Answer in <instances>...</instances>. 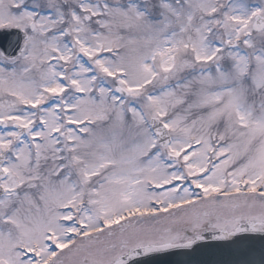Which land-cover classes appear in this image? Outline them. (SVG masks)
Listing matches in <instances>:
<instances>
[{
  "label": "snow or ice",
  "instance_id": "1",
  "mask_svg": "<svg viewBox=\"0 0 264 264\" xmlns=\"http://www.w3.org/2000/svg\"><path fill=\"white\" fill-rule=\"evenodd\" d=\"M256 238L264 0H0V264Z\"/></svg>",
  "mask_w": 264,
  "mask_h": 264
},
{
  "label": "water",
  "instance_id": "2",
  "mask_svg": "<svg viewBox=\"0 0 264 264\" xmlns=\"http://www.w3.org/2000/svg\"><path fill=\"white\" fill-rule=\"evenodd\" d=\"M264 242L259 238L236 243L205 241L195 251H177L150 258L148 264H260Z\"/></svg>",
  "mask_w": 264,
  "mask_h": 264
}]
</instances>
